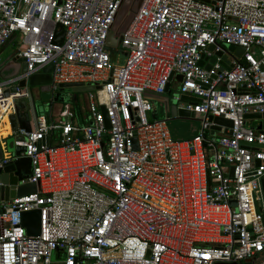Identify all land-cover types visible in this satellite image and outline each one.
I'll use <instances>...</instances> for the list:
<instances>
[{"label": "built area", "instance_id": "2783aa9c", "mask_svg": "<svg viewBox=\"0 0 264 264\" xmlns=\"http://www.w3.org/2000/svg\"><path fill=\"white\" fill-rule=\"evenodd\" d=\"M123 2L0 0V50L16 35L26 63L0 80L4 98L17 95L2 120L28 101L26 89L5 90L47 67L53 96L64 83L93 87L85 121L65 102L55 121L39 114L13 130L20 153L0 166L28 157L23 183L37 191L3 204L0 264H254L264 118L245 115L264 114V0H139L111 48L127 51L122 62L106 46ZM167 92L199 121L192 137L174 139L158 116ZM30 210L36 236L22 225Z\"/></svg>", "mask_w": 264, "mask_h": 264}, {"label": "water", "instance_id": "95a60500", "mask_svg": "<svg viewBox=\"0 0 264 264\" xmlns=\"http://www.w3.org/2000/svg\"><path fill=\"white\" fill-rule=\"evenodd\" d=\"M139 0H124L119 13L117 14L115 21L111 27V31L108 34L107 38V46L106 50L110 51L112 47L118 44L117 38H112V33L121 21L123 15L125 14L128 8L133 9L135 4L138 3ZM138 8V5L136 9ZM135 9V11H136ZM58 28L61 30L62 27L59 24ZM63 32V30H62ZM63 35V33H62ZM16 35H14L7 43L8 45L11 41L15 39ZM5 45V46H6ZM212 48V47H211ZM229 50H233L237 56H241L244 52V48L240 46L230 45ZM15 52L7 58V60L0 64V80H5L8 78H12L26 71V63L23 57H19L15 55ZM219 54V53H217ZM225 60V58L223 57ZM202 65V60L199 62ZM225 66V64L223 63ZM50 67L44 69L42 74H32L27 79H21L17 82L16 85L10 86L7 90H5V94L8 95L11 92H16L17 89H26L28 93V101L19 100L14 104L15 110L14 113L10 114L8 119L11 125L12 130H15L18 127H24L27 130H30L31 123H37V116L39 115L37 112V108L34 102L33 95L31 93V87L39 86L40 91V99L44 102L56 101L57 96H53L50 90ZM176 78L178 80H182L181 75H177ZM63 87H72L75 91H88L93 89L92 86L85 85L83 83H64L61 84V88ZM168 85L166 90H168ZM60 88V89H61ZM181 100H190L188 96H181ZM181 102V101H180ZM169 113L172 117H192L194 118V113L189 110L179 107V102L175 99H172L169 103L168 107ZM246 118H264V114H246ZM213 121H218V118H209ZM108 124V121H106ZM264 126V121H263ZM256 129H260L261 126L258 125L255 127ZM192 137V136H191ZM20 153V149H15L13 155H18ZM0 154V158H1ZM31 174V162L28 157H19L14 159L8 164H4L0 166V212L3 210V204L8 202L9 199L14 198L15 196H23L30 193H35L37 191V187L35 183L25 182L23 180L26 179ZM40 213L39 210H30L24 211L21 213L22 225L25 228V231L28 235L36 236L40 232ZM215 264H236V263H223L216 262Z\"/></svg>", "mask_w": 264, "mask_h": 264}, {"label": "rangeland", "instance_id": "374dc122", "mask_svg": "<svg viewBox=\"0 0 264 264\" xmlns=\"http://www.w3.org/2000/svg\"><path fill=\"white\" fill-rule=\"evenodd\" d=\"M129 12L130 11H126V13L124 14L123 20H121L119 23V27H117V30L113 31L112 38L116 39L117 37H119V35H120L119 30H121L127 24V22L130 19L131 14ZM120 26H121V29H120ZM17 46H18V39L17 38H15L13 41H11L8 45L5 46V48L0 53V64H3L7 60V58L9 56H11L15 52V50H17ZM110 51L111 52L114 51L115 53L120 51L121 60H122V62L125 61V59L127 57V51L126 50H124V49L115 50V48H114V49H111ZM89 86H91V85H89ZM173 91H175V90H173ZM171 94H172V92L170 93V95ZM82 95H83L82 92L75 91L72 87H63L55 93V96H57V100L54 101L55 104L53 107L58 106V105L62 107L65 102L71 104V103H73V100H72L73 97L77 96L80 98V97H83ZM33 98H34V102H35L38 114L47 113L48 109L50 107V102H48V103L44 102L42 99H40V97L37 95V93L33 94ZM24 100L27 102V99L24 98ZM159 107L161 110L160 111V117H166L167 118L168 125L170 127L172 137L174 139H181L178 136L179 131H177V124H181L180 130L184 134V136H182V138L184 137L183 139L190 138L192 136L191 134H193V131L195 129H197V126L199 125V121L197 119L192 118V117H172L171 114L167 111L168 101H165V105L163 107H161V106H159ZM162 112H163L164 116L162 115ZM255 122H256V119L249 120L247 125L253 126V124ZM175 129H176V131H175ZM14 140H15L14 135L8 137V139L6 140L8 143L7 147L9 149V151L12 152V154L14 153V151L16 149L14 146V142H13ZM254 264H264V253L260 254L259 258L257 259V262H255Z\"/></svg>", "mask_w": 264, "mask_h": 264}, {"label": "crops", "instance_id": "0c3cea01", "mask_svg": "<svg viewBox=\"0 0 264 264\" xmlns=\"http://www.w3.org/2000/svg\"><path fill=\"white\" fill-rule=\"evenodd\" d=\"M4 48H5V46L0 50V53L2 52V50ZM37 95L40 97L39 93ZM170 99H171L170 92H167V94L159 96V98L155 100L154 104H155V108H157V114H158L159 117H160V111H161L159 106L163 107L165 105V101H168V103H169ZM10 105L9 104L4 105L3 100L0 99V154H1V156H5V155H8V154L12 153L11 151H9V149L7 147L8 143H7L6 140L8 139V137L13 135L12 134L13 130L11 128L9 119L7 120L6 118H4L2 120V117H1V116H5L6 115L7 110L12 107ZM55 107H57V106H55ZM55 107L53 108V110H52V108H49L48 112H47V113H49L50 111H53V112H51L52 113L51 116H52V119H53L52 121H55L58 118V113H57L58 109H56ZM58 107H60V106L58 105ZM152 115H155V112ZM162 115H163V112H162ZM85 117L86 116L83 115V121H85ZM257 122L258 121H256L253 125H256ZM180 125L181 124H177V131H179L178 132L179 133L178 136L181 139H183L184 137L182 138V136H184V134L180 130ZM175 131H176V129H175ZM195 132H196V129L193 131V134H195ZM193 134H191V135H193Z\"/></svg>", "mask_w": 264, "mask_h": 264}, {"label": "trees", "instance_id": "16d2710c", "mask_svg": "<svg viewBox=\"0 0 264 264\" xmlns=\"http://www.w3.org/2000/svg\"><path fill=\"white\" fill-rule=\"evenodd\" d=\"M137 5H138V3H136L135 4V6H134V8L133 9H130V8H128L126 11H130L129 13L131 14V16H132V14L134 13V11H135V9H136V7H137ZM126 13V12H125ZM130 16V17H131ZM123 17H124V15H123ZM123 17H122V19L121 20H123ZM120 23V22H119ZM128 23V22H127ZM127 25V24H126ZM125 25V26H126ZM124 26V27H125ZM117 27H119V24L117 25ZM117 27L115 28V30H117ZM124 27L121 29V26H120V29L121 30H119L120 31V33H121V31L124 29ZM114 30V31H115ZM118 31V32H119ZM119 33V34H120ZM118 34V35H119ZM80 92H82L83 93V97H73L72 98V100H73V103H72V107H73V110H74V119L76 120V122H83V115L85 116L86 114H87V104H88V101H87V95H86V92H84V91H80ZM54 104H55V102L54 101H50V107L49 108H52V110H53V106H54ZM57 104V103H56ZM56 109H60L61 108V106L60 107H55ZM55 109V110H56ZM57 110V111H58ZM51 112H53V111H50L48 114V116H47V120L49 121V122H52V116H51Z\"/></svg>", "mask_w": 264, "mask_h": 264}, {"label": "bare ground", "instance_id": "6f19581e", "mask_svg": "<svg viewBox=\"0 0 264 264\" xmlns=\"http://www.w3.org/2000/svg\"><path fill=\"white\" fill-rule=\"evenodd\" d=\"M17 95H12V96H10V97H8V98H4L1 94H0V99L1 100H3V102H4V105H6V104H11L10 106H12V98L13 97H16Z\"/></svg>", "mask_w": 264, "mask_h": 264}, {"label": "flooded vegetation", "instance_id": "af4514ba", "mask_svg": "<svg viewBox=\"0 0 264 264\" xmlns=\"http://www.w3.org/2000/svg\"><path fill=\"white\" fill-rule=\"evenodd\" d=\"M40 74H42V73H40ZM31 93H32V95L34 94V93H39L40 94V91H39V86L37 87V86H35V87H31ZM25 101V100H24Z\"/></svg>", "mask_w": 264, "mask_h": 264}]
</instances>
